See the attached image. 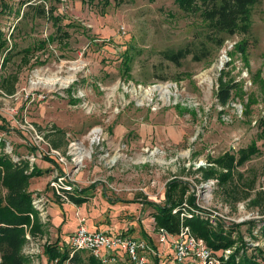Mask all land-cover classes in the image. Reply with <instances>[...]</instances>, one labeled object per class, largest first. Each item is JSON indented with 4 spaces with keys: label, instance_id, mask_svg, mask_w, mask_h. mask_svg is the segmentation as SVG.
<instances>
[{
    "label": "rangeland",
    "instance_id": "obj_1",
    "mask_svg": "<svg viewBox=\"0 0 264 264\" xmlns=\"http://www.w3.org/2000/svg\"><path fill=\"white\" fill-rule=\"evenodd\" d=\"M3 7L0 124L8 131L0 130V152L36 156L32 162L47 170L34 188L51 191L47 183L64 172L73 193L85 196L76 217L65 213L62 244L77 213L90 229L150 228L153 208L145 202L163 203L167 181L179 178L219 219L239 225L231 236H240L246 253L264 252V0L252 7L249 31L222 34L220 45L204 38L198 13L174 0H0ZM201 41L207 54L199 55ZM185 46L191 53L178 64L161 54ZM219 78L230 89L224 105ZM252 141L259 151L227 182L197 171L211 165L208 158L237 154ZM48 150L63 157L47 155L57 167L42 159ZM43 218L46 234L24 247L32 264H47L43 247L58 240Z\"/></svg>",
    "mask_w": 264,
    "mask_h": 264
},
{
    "label": "trees",
    "instance_id": "obj_2",
    "mask_svg": "<svg viewBox=\"0 0 264 264\" xmlns=\"http://www.w3.org/2000/svg\"><path fill=\"white\" fill-rule=\"evenodd\" d=\"M259 1L174 0L183 11L200 15L205 24L204 38L214 41L216 45H220L223 42L222 34L229 35L236 32L249 31L251 10ZM0 11L3 12L4 7ZM51 18L54 21L57 20L56 16H51ZM56 32H62V28L59 25L56 27ZM5 44L6 41L0 37V51ZM201 44L198 47L199 55L202 53L207 54L204 42L201 41ZM238 49L245 52V48L241 44H239ZM189 53L191 51L188 46L176 50L166 49L161 52L164 59L174 64L180 63L181 59ZM229 91L227 83L222 78H219L217 96L221 105L226 104L228 101ZM0 119L2 122L5 121L3 117H0ZM260 125H262L261 135L264 137V120L260 121ZM0 130L8 131L2 124H0ZM4 145L5 141L1 139L0 146ZM258 151L255 141H252L246 148L239 149L237 154L227 151L217 157L208 158L207 162L211 163V165L201 166L197 171L202 172L205 178L216 177L219 183L223 184L232 177V172L236 167L242 165ZM42 159L57 167L55 161L47 155H43ZM46 170L36 166L35 163L30 164L27 158L18 157L17 160H14L10 154L3 151L0 152V264H32V258L24 252V247L30 238L43 236L47 230L46 222L41 220L42 218L32 204V197L36 192L31 191L29 186L32 178L43 176ZM47 184L53 195L58 199H62L49 186V182ZM191 186L187 180L172 178L166 183L163 203L145 202V204L153 208L152 216L155 226L163 229L171 237L178 233L181 225L185 224L189 226L191 234L203 239L215 254L235 246L232 253L229 254L222 264H262L261 261L264 262V252L261 251V255L248 254L245 252L244 244L236 243L237 239L241 240L240 236L237 239L231 236L234 227L239 225L226 224L222 219H217L215 224H213L208 219L200 216L201 209H197L198 207L195 204V192L189 191ZM73 190L71 192L64 190L67 200L63 199L61 201L76 205L85 202V196L75 195ZM80 192H83V190L80 189ZM128 202L133 203L136 200L132 199ZM183 202L186 205H183ZM261 222L259 234L260 237L264 238V219ZM119 232L129 233L130 230L123 228ZM138 233L147 244L153 249L155 248L156 252H159V255L149 256L150 264H160L163 257L171 255L152 235L140 230H138ZM43 248L47 264H65L66 262L70 264H106L92 254L82 258L79 251H75L71 255L68 248L61 242L59 243V240L45 244Z\"/></svg>",
    "mask_w": 264,
    "mask_h": 264
},
{
    "label": "built area",
    "instance_id": "obj_3",
    "mask_svg": "<svg viewBox=\"0 0 264 264\" xmlns=\"http://www.w3.org/2000/svg\"><path fill=\"white\" fill-rule=\"evenodd\" d=\"M75 147L80 148L78 145ZM5 151L11 154L8 148ZM73 154V159L80 161L76 149ZM45 155H52L60 162L63 160V157L59 155L57 150H48ZM13 159L17 160L18 157H13ZM30 159V164H32L34 163L32 160L34 161L36 156L31 155ZM66 178L64 172H61L59 177L52 178L49 181V186L60 195L62 200H67L64 190L70 192L73 190V186L68 181L64 182ZM212 183V181L205 182V184L202 183L206 188L204 191L206 197H208L210 192L208 187ZM48 198L45 193H34L32 197V204L42 220L45 219L43 217L47 216V208L50 202ZM195 204L198 207L197 209H201L200 216L208 219L211 223L215 224V221L220 218L217 212L212 211L208 206L200 204L197 195ZM183 205H186V203L183 202ZM77 220L78 224L76 228L67 235L68 243L64 244L69 248L71 255L75 251H88L106 264H150L149 256L154 254L159 255V252H156L155 248L153 249L147 244L140 235H135L132 232L114 233L102 229L90 230L86 226V217L79 215V213H77ZM150 228H152L151 232H153V234L150 232V235L159 244L163 245V248L170 250L171 255L167 257L162 256L163 259L160 264H222L229 254L232 253L230 248H226L222 252L215 254L203 239L192 235L190 229L185 224L181 225L178 233L171 237L163 229L155 232L154 218L151 220ZM65 264L70 263L66 262Z\"/></svg>",
    "mask_w": 264,
    "mask_h": 264
},
{
    "label": "crops",
    "instance_id": "obj_4",
    "mask_svg": "<svg viewBox=\"0 0 264 264\" xmlns=\"http://www.w3.org/2000/svg\"><path fill=\"white\" fill-rule=\"evenodd\" d=\"M42 162H44V161H42ZM38 167H40V166H38ZM40 168H43V166H41ZM40 177L42 178V177H44V175L40 176ZM36 178H38V177H34V178H32L30 180L29 189L31 191H33V192H36L38 190L40 191V189H41V188H39V189L38 188H34L33 181ZM45 183L46 182H44V184ZM40 192H44L52 200V201L49 202V205H48V208H47V212H48L47 216H48L49 220L51 221V229L55 230L57 232L56 237L59 240V242H62V240H63L62 239V232H63L62 231V226H63V223L66 222V220H67V218L65 216L66 211H68V210L74 211V215L76 217V211L80 212L81 209H78L76 207V204H74V203H70V202H59V203H57L55 201L56 196H53V192L46 190V188H44V191L41 190ZM51 195L53 196V199H52ZM60 200H62V199H60ZM129 205H133V204H131V203L130 204H125L126 207H128ZM78 206H80V205H78ZM135 207H132L131 209H135ZM80 208H81V206H80ZM86 222H87V220H86ZM77 224H78V220L76 219L75 226H73V228L70 231H68L67 234L69 232L73 231L76 228ZM86 226L89 228L87 223H86ZM95 229H101V228L95 227L94 229H90V230H95ZM102 230H104V229H102ZM106 230L115 233V232H119L121 229H106ZM133 234L139 235L138 230L133 232Z\"/></svg>",
    "mask_w": 264,
    "mask_h": 264
},
{
    "label": "bare ground",
    "instance_id": "obj_5",
    "mask_svg": "<svg viewBox=\"0 0 264 264\" xmlns=\"http://www.w3.org/2000/svg\"><path fill=\"white\" fill-rule=\"evenodd\" d=\"M162 93H167L168 92V86H160L159 88H158ZM80 149V148H79ZM77 150V149H76ZM145 233H148V234H150V228H149V226L147 227V229L145 228ZM143 231V232H144Z\"/></svg>",
    "mask_w": 264,
    "mask_h": 264
}]
</instances>
